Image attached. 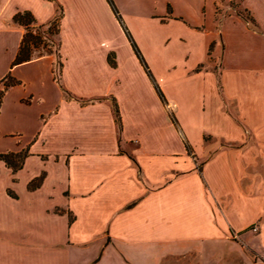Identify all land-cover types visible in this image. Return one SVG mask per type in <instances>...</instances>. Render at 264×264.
<instances>
[{"label": "crops", "instance_id": "obj_1", "mask_svg": "<svg viewBox=\"0 0 264 264\" xmlns=\"http://www.w3.org/2000/svg\"><path fill=\"white\" fill-rule=\"evenodd\" d=\"M75 1L0 0V154L26 148L20 172L39 166L25 181L45 172L27 193L61 200L36 220V264H264V0H111L120 19L108 0ZM57 7L60 81L50 54L13 64V15L44 23Z\"/></svg>", "mask_w": 264, "mask_h": 264}, {"label": "rangeland", "instance_id": "obj_2", "mask_svg": "<svg viewBox=\"0 0 264 264\" xmlns=\"http://www.w3.org/2000/svg\"><path fill=\"white\" fill-rule=\"evenodd\" d=\"M69 2H71L72 4H70V6L68 5V9H70V10L75 9L77 1L69 0ZM228 6L232 7L234 10H236L239 13V15H241L244 19H246V21H248V22L251 21V17L243 9L242 5L239 2H235V1L231 2L230 1L228 3ZM59 12H60L59 8L57 7L55 14H58ZM217 12H218V16H220V13H223L221 4H218ZM127 17H128V22L130 21V24L132 25V27H134V29L136 28L135 31L139 32L138 25H136V23L132 19H130L129 15H127ZM36 29H37L36 25H34L30 28V30L32 32V36H34L33 34H37L38 31ZM42 30H41L42 34H45L47 36L50 35V33H47V31H49V29L45 28ZM111 32H113V31H111ZM66 33L67 32H65L63 51H64V54L67 57H69V56L73 55L72 54L73 48H72V45L69 44V42H67L68 38L66 36ZM140 33H141V36L143 37L144 34L142 32H140ZM114 34H116V33H114ZM54 38L56 40H60V36H58V35L54 36ZM49 39H50V36L45 38V39H41L39 44H37L36 47L32 48L33 49L32 50V56L33 57H36L40 54L45 55L46 53H48L50 51L53 52L54 48L52 46L51 39L50 40ZM142 40L145 43V40L144 39H142ZM145 49H146V53H148V55H152V52H153L152 47L146 46ZM174 50H175L174 61L176 63H178V61H180V53L177 52V47ZM58 52H59V56L55 55V53H52L51 56L53 57V60H54L53 61L54 74L56 75V78L58 79V81H60V75H61V70H62V53H61L60 48H59ZM203 68H204V64H201V65H198L195 69L201 70ZM19 71L25 75H29V74H31V72H34L35 70H34L33 66H28V67H24V68L19 69ZM68 80L70 81V83L74 89H78L77 87L80 86V80L79 79H77L71 75H68ZM9 119H11V115L9 116ZM13 127L20 128V121H11L10 120L8 122V125L6 126V129L10 130V129H13ZM13 136H16L17 140L20 141V133H14ZM16 137H15V139H16ZM204 140H205V142L212 141V137L205 135ZM7 141H8V142H6L7 146L12 145V144H10L13 141L12 138H9ZM21 151L27 152V149L24 148ZM190 158L194 162V165L198 169H200L201 163L204 159L196 158V156L193 155L192 152H190ZM1 166H0V169H1ZM38 166H39V161L29 160L28 161V167L23 172L22 171L20 172V169L13 171L8 166H7L8 170L6 169V170H3L2 172L0 170V173H1L0 174V187H2L4 189L6 197L9 198V200H5V198L3 197L4 198L3 199V206H2V208H0L1 210L4 211V218L7 217V225H5V226L2 225V227L0 226V241H3V242L6 241L7 242V244L4 243L3 245L0 243V264H36L35 259H37L38 256H35L34 252H33V248H32L33 239L31 237V234H32L33 230H35L37 225H38V222L36 220H38V219L40 220V216H41L40 212H41L42 207L46 203L45 200H47V199L44 197L39 199L38 196L31 197L27 193V191L25 190V188H26L25 182L26 183L29 182L28 183L29 188L34 187L36 185H39L45 177V172L41 169L35 178L30 177V179H28L27 181H25V180L29 176L28 171L31 172L32 170H35V168L37 169ZM2 169H3V167H2ZM28 200H31V201H28ZM60 201L61 200L59 199V195H57L54 198L49 199V201L46 204L52 205V204L58 203ZM1 202H2V200L0 199V203ZM62 209H61V207L57 206L55 208V211L58 214H61ZM68 213H69L68 214L69 221H71L72 215L70 212H68ZM4 223L5 222H3V224ZM5 232H7L6 235H5ZM252 258L257 260V258L254 257L253 255H252ZM48 260L49 259L47 256L45 258V261L47 264L49 263V262H47ZM41 262H42V264L44 263V257H42ZM162 264H194V259L191 257L190 258L188 257L187 260L186 259L178 260L177 258H169L168 257L162 261Z\"/></svg>", "mask_w": 264, "mask_h": 264}, {"label": "trees", "instance_id": "obj_3", "mask_svg": "<svg viewBox=\"0 0 264 264\" xmlns=\"http://www.w3.org/2000/svg\"><path fill=\"white\" fill-rule=\"evenodd\" d=\"M108 1L110 3L114 13L120 19L118 12L115 9L113 3L111 2V0H108ZM60 17H61V13L59 12L53 18L48 20L47 22L37 23L34 16L29 11H21V12L19 11L13 15L12 21L18 25L23 26L25 29V32L23 34V37H22L21 43L19 45L18 51H17L16 56L13 60L14 65L32 59L33 58V56H32V50L33 49L32 48L36 47L37 44H39V42L41 41V39H45L49 36H50L54 50H53V52L50 51L46 54L51 55L52 53H55V55L59 56L58 51L60 48V40H56L54 38V36H57V35L59 36V33H60ZM121 24H122V27L124 28V30L126 32V35L129 39V41L131 42L133 49L135 50L136 54L141 58L140 53H139L134 41L132 40L131 35L128 33V31H127L126 27L123 25L122 21H121ZM34 25H36V28H37L36 30L38 32H37V34H33L34 36H32V32H31L30 28ZM45 28L49 29V31H47V33H50L49 36L41 33V30L45 29ZM41 55H44V54H40L38 56H41ZM108 59H109L110 63L113 65L114 61L111 60V58H108ZM141 60H142V58H141ZM114 115H115L116 124L119 126V114H118V110H117L116 106L114 107ZM26 156H27V152H22V151L15 152V153H13V152L1 153L0 154V160L4 161L6 166L10 167L13 171H16L22 167L23 161H24Z\"/></svg>", "mask_w": 264, "mask_h": 264}]
</instances>
